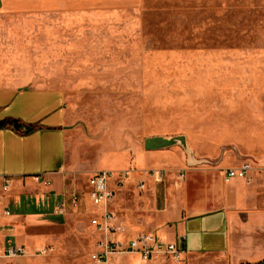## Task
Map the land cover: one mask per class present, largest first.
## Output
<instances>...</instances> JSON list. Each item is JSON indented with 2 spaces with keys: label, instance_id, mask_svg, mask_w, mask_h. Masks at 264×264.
Listing matches in <instances>:
<instances>
[{
  "label": "rangeland",
  "instance_id": "rangeland-1",
  "mask_svg": "<svg viewBox=\"0 0 264 264\" xmlns=\"http://www.w3.org/2000/svg\"><path fill=\"white\" fill-rule=\"evenodd\" d=\"M28 26L7 42L0 57L10 65L1 72L22 86L60 90L68 118L65 213L54 214L53 201L46 215L10 236L34 253L48 248L37 264H103L95 256L107 240L148 232L158 218L149 207L150 184L182 177L180 161L224 176L225 168L251 160L252 178L262 179L264 0H142L71 21L59 38L45 24ZM177 135L186 136L197 163L190 165L179 145L158 157L144 147L147 137ZM98 170L112 173L110 209L124 233L91 222L98 210L84 192ZM226 257L168 264H227Z\"/></svg>",
  "mask_w": 264,
  "mask_h": 264
},
{
  "label": "crops",
  "instance_id": "crops-1",
  "mask_svg": "<svg viewBox=\"0 0 264 264\" xmlns=\"http://www.w3.org/2000/svg\"><path fill=\"white\" fill-rule=\"evenodd\" d=\"M141 2L0 0V56L8 53L6 47H11L12 43L7 42L16 32L30 28L28 24L37 30L38 24H45L46 31L59 38L71 21L116 14L140 6ZM9 65L0 57V66ZM1 71L0 177L9 178L11 190L10 199L3 197L0 206V264H37L38 251H30L33 246L26 248L21 240L11 241L10 236L14 230L19 231L22 224L46 215L53 201L54 214L59 204L66 206L70 187L64 183L68 123L65 100L58 89L22 86ZM149 152L157 157L164 153L163 150ZM142 165L149 166L144 160ZM176 167L184 171L182 177L173 176L163 185L150 184L149 192L153 197L149 207L157 211V222L148 230H136L145 229L182 244L185 262L209 255H226L227 264L264 261V181L252 178L251 183H246L237 178L227 182L223 174L188 167L181 161ZM252 171L249 172L251 177ZM44 180H48L49 185H45ZM87 186L86 183V190ZM135 191L138 192L136 187ZM45 192L50 196H45ZM84 194L86 197V191ZM3 207L10 210V215L2 212ZM9 241L23 245L28 254L3 257ZM119 255L122 254H111L107 264H168L170 259L157 256L145 261L139 254H126L128 260L124 262Z\"/></svg>",
  "mask_w": 264,
  "mask_h": 264
},
{
  "label": "built area",
  "instance_id": "built-area-1",
  "mask_svg": "<svg viewBox=\"0 0 264 264\" xmlns=\"http://www.w3.org/2000/svg\"><path fill=\"white\" fill-rule=\"evenodd\" d=\"M255 170V166L250 160L242 162L239 167H230L225 170V180L231 181L233 179H243L250 182L252 177L249 172ZM154 176L157 181H162L164 175L161 170L154 171ZM261 177L264 181V167L261 170ZM112 173L108 170H98L93 172L87 181L88 188L86 190V198L92 206L97 208L91 220L99 229L106 232H125V227L118 225L116 216L110 209V204L114 198V191L110 188ZM48 180H44L45 185H49ZM145 185L139 184L138 189H143ZM11 190V182L6 176L0 177V206L2 199ZM76 200V195H74ZM65 204L61 203L57 206L55 213L63 215L65 213ZM5 215H10V210L3 207L2 211ZM28 254L23 245L16 244L9 241L4 248L3 257L15 258ZM38 255H48L47 247H43L37 252ZM111 254H139L142 260H150L153 257L165 256L170 258L173 262H180L183 259V246L178 242H171L163 239L156 233L152 232H138L126 239L112 238L107 240L102 245V251L95 256L99 262L103 264L108 263ZM9 264V263H8Z\"/></svg>",
  "mask_w": 264,
  "mask_h": 264
},
{
  "label": "water",
  "instance_id": "water-1",
  "mask_svg": "<svg viewBox=\"0 0 264 264\" xmlns=\"http://www.w3.org/2000/svg\"><path fill=\"white\" fill-rule=\"evenodd\" d=\"M181 146L187 153L189 159L187 160L190 165L197 163L198 161L193 158V151L189 147L186 136H151L144 140V147L148 151L162 150L173 146ZM251 161V160H250ZM253 163V162H252ZM254 164V163H253ZM264 264V262L262 263Z\"/></svg>",
  "mask_w": 264,
  "mask_h": 264
},
{
  "label": "trees",
  "instance_id": "trees-1",
  "mask_svg": "<svg viewBox=\"0 0 264 264\" xmlns=\"http://www.w3.org/2000/svg\"><path fill=\"white\" fill-rule=\"evenodd\" d=\"M264 261H262V262H259V263H256V264H262ZM247 264H250V263H247Z\"/></svg>",
  "mask_w": 264,
  "mask_h": 264
}]
</instances>
